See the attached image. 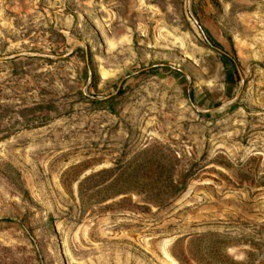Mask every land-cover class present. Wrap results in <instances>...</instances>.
<instances>
[{"label":"rangeland","instance_id":"1","mask_svg":"<svg viewBox=\"0 0 264 264\" xmlns=\"http://www.w3.org/2000/svg\"><path fill=\"white\" fill-rule=\"evenodd\" d=\"M0 264H264V0H0Z\"/></svg>","mask_w":264,"mask_h":264},{"label":"trees","instance_id":"2","mask_svg":"<svg viewBox=\"0 0 264 264\" xmlns=\"http://www.w3.org/2000/svg\"><path fill=\"white\" fill-rule=\"evenodd\" d=\"M215 49H217L218 51H221L223 56H225L227 58H230V55L226 51L219 50L218 48H215ZM164 67H169V66L166 65ZM156 68H158V66H147L145 68L140 69V72H143V71H146V70H151V69H156Z\"/></svg>","mask_w":264,"mask_h":264}]
</instances>
